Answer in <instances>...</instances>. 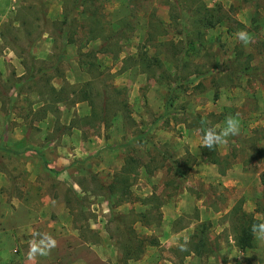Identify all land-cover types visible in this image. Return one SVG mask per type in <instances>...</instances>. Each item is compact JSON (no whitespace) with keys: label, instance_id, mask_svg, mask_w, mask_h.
<instances>
[{"label":"rangeland","instance_id":"1","mask_svg":"<svg viewBox=\"0 0 264 264\" xmlns=\"http://www.w3.org/2000/svg\"><path fill=\"white\" fill-rule=\"evenodd\" d=\"M204 8L219 19L212 28L197 18ZM227 116L239 134L215 146L214 164L202 137ZM5 142L0 264L23 255L17 240L31 223L23 202L36 205L42 186L64 191L60 221L111 264H229L230 255L238 264L229 228L214 227L255 221L243 211L246 185L260 188L264 224V0H0ZM28 142L55 172L46 173L52 184L22 162L36 155H13ZM185 198L205 213H182L173 229L192 234L164 245L158 230Z\"/></svg>","mask_w":264,"mask_h":264},{"label":"crops","instance_id":"2","mask_svg":"<svg viewBox=\"0 0 264 264\" xmlns=\"http://www.w3.org/2000/svg\"><path fill=\"white\" fill-rule=\"evenodd\" d=\"M15 64V63H14ZM17 68L19 69L18 72H20V75L22 76L24 74V69L20 65V63H16ZM50 132V131H49ZM7 142L0 143V151L5 149ZM36 144L32 142L26 143L21 149V151L13 152V155L16 157H26L27 153H33L38 158L37 159H28L33 161V163H28L26 160L22 161L25 162L28 168L36 167L38 168V171L40 173L44 174V178L47 177L49 179V184H52L51 177L47 175L46 173H49L44 165V161L41 157H39L38 153L33 152L32 149H34ZM17 149V147L15 148ZM58 159V158H57ZM54 160L55 165L61 164V162H65L63 159ZM27 160V161H28ZM40 162V163H39ZM43 163V168H41L40 164ZM46 163V162H45ZM47 165V164H46ZM48 167V165H47ZM36 170V169H34ZM28 171H30L28 169ZM50 174V173H49ZM39 175V173H38ZM249 176V175H247ZM221 177V176H220ZM225 177H222L223 180ZM240 178H246L245 175H241ZM33 180V179H32ZM31 180V182H32ZM45 180V179H44ZM34 181V180H33ZM238 179L234 180V186H238ZM241 188V187H240ZM248 186L246 185L244 189H242V193H246V197L244 198L245 201L243 203V211L246 214H253V218L257 220L258 222L263 221L262 217L260 216V211H258V205L262 201V195L261 191H259V187L255 189L248 190ZM46 189L44 186L42 188L37 189L32 197L34 199H37L36 205H28L27 203H24V208L28 209L25 210V213L27 215L26 219L31 220L30 222H23L21 224V233L18 236L17 245H20V248H24L25 251L22 256L16 255L13 253L11 255L4 256V260L7 261V264H11L12 262L19 261V264H111L109 261V258L106 257V254L101 253L97 250V248H93L88 244L87 242L83 241L79 235L76 233V231L69 228L68 224L63 223L60 221L59 216L63 214L64 211V191L62 189L57 188L56 195L50 196L49 193L45 192ZM42 193V194H40ZM168 204H165L162 206L163 208L166 206V209L168 208ZM175 206V205H173ZM198 206L197 208H195ZM188 207V208H187ZM192 207H194V210L197 209L199 214L203 215L205 213V205L202 204L201 201L194 204L192 203L191 199L185 198V201L178 202L174 208H172V215L173 221L171 223H168L166 225L165 221L164 225L158 230L162 233V244H168L170 240L173 237H181L184 238L183 241H186L188 236L192 234V230L190 229L191 226L186 227L182 230H174L173 229V222L178 219L182 213L191 212ZM231 209V208H230ZM215 215L222 214V212L212 210ZM216 211V212H215ZM230 210L227 209L224 211V214L229 212ZM44 214V218L42 219L41 215ZM47 214L51 216L50 219H47ZM53 215H56L57 217H52ZM25 219V220H26ZM162 222V224H163ZM169 222V221H168ZM215 223V222H214ZM214 230L216 234L218 235L220 232H222L224 229L229 228L227 232V250L229 251L228 254L232 253V251H237L236 256L238 260V264H263L264 259L261 256V253L263 252V246H264V238H258L260 236L259 231V225H257V233H253V241L250 248H245L244 250H240L236 246V239L238 237L239 230L238 226L236 230L231 223H226L224 225H219L218 223H215ZM263 224V223H262ZM260 224V225H262ZM169 225V226H168ZM188 232V236L184 234V232ZM1 236V235H0ZM55 240V247H51L50 240ZM182 241V242H183ZM16 241L13 239L12 242L8 243L11 245V249H13V246H15ZM179 244V243H178ZM31 246H36L41 249L47 250L48 248H51L50 254L46 256L37 255L34 259H29V248ZM90 246V247H89ZM105 252V251H104ZM235 262L231 259V255L228 258V263L233 264Z\"/></svg>","mask_w":264,"mask_h":264},{"label":"clouds","instance_id":"3","mask_svg":"<svg viewBox=\"0 0 264 264\" xmlns=\"http://www.w3.org/2000/svg\"><path fill=\"white\" fill-rule=\"evenodd\" d=\"M237 38L243 42L244 44L249 43V36L245 32H238ZM239 123L233 116H227L225 118V127L221 129L219 132L216 131L215 128H208L203 137H202V143L203 146L212 150L216 145L221 143H226L227 138L229 136H235L239 134ZM199 131V130H198ZM259 231L260 236L258 238H264V224L259 225ZM253 233H257V226L253 225ZM51 247H55V240L49 238ZM51 251V248H48L47 250L38 248L36 246H31L29 248V259L36 258L37 255L46 256L49 255Z\"/></svg>","mask_w":264,"mask_h":264},{"label":"trees","instance_id":"4","mask_svg":"<svg viewBox=\"0 0 264 264\" xmlns=\"http://www.w3.org/2000/svg\"><path fill=\"white\" fill-rule=\"evenodd\" d=\"M204 11H203V13H201V14H204V16L203 17H197V18H199V20H200V22H203L202 23V26H203V28H205V29H208V28H212V27H214L215 26V24H217L218 22H219V19H216L215 21H212L213 20V16H212V13H210V11L208 10V9H203ZM196 13H199V12H196ZM195 13V14H196ZM196 16V15H195ZM205 18V19H204ZM202 20V21H201ZM204 20V21H203ZM66 43H67V40L65 41ZM89 54V53H88ZM88 54H86L85 55V57L86 56H88ZM82 65V64H81ZM84 65H86V63L85 64H83V66ZM92 65H88V67H91ZM87 72L89 73V75H91V70H90V68L87 70ZM54 90V89H53ZM116 91V90H115ZM58 93L60 92V91H57ZM92 104V103H91ZM201 150H202V155H204V156H207L208 158H209V156L211 157H215L214 159H211V161L215 164L216 163V161H217V156H216V151H215V147L212 149V150H210V149H208V148H206V147H202L201 148ZM208 152H209V154H208ZM39 155V154H38ZM39 157H41L40 155H39ZM41 159L43 160V158L41 157ZM44 165H45V167H46V169H47V165H46V163H45V161H44ZM48 170V169H47ZM50 172H52V173H55L54 171H50ZM115 186V184H112V187H114ZM243 216V218H245L246 216L245 215H242ZM245 219H248V218H245ZM253 225H260L259 224V222L258 221H253V220H251V221H249V223L246 225H242V226H240L239 227V233H238V237H237V239H236V246L240 249V250H244L245 248H250L251 247V245H252V241H253ZM86 242V241H85Z\"/></svg>","mask_w":264,"mask_h":264}]
</instances>
